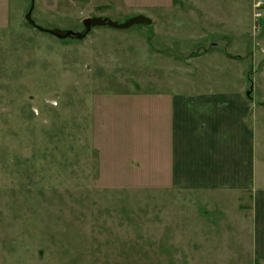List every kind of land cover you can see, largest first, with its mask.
Instances as JSON below:
<instances>
[{
    "label": "rangeland",
    "instance_id": "374dc122",
    "mask_svg": "<svg viewBox=\"0 0 264 264\" xmlns=\"http://www.w3.org/2000/svg\"><path fill=\"white\" fill-rule=\"evenodd\" d=\"M255 2L0 0V264H254L248 196L172 186L169 107L235 62L264 133Z\"/></svg>",
    "mask_w": 264,
    "mask_h": 264
},
{
    "label": "crops",
    "instance_id": "0c3cea01",
    "mask_svg": "<svg viewBox=\"0 0 264 264\" xmlns=\"http://www.w3.org/2000/svg\"><path fill=\"white\" fill-rule=\"evenodd\" d=\"M226 64L233 72L225 73L224 90L197 88L170 98V181L181 190L248 196L253 261L264 264V133L244 70L237 74L235 62Z\"/></svg>",
    "mask_w": 264,
    "mask_h": 264
},
{
    "label": "water",
    "instance_id": "95a60500",
    "mask_svg": "<svg viewBox=\"0 0 264 264\" xmlns=\"http://www.w3.org/2000/svg\"><path fill=\"white\" fill-rule=\"evenodd\" d=\"M83 23L86 27L84 32H74L71 30H67V31L56 33V35L61 38H65L70 35L77 36L78 38H84L89 33V31L93 27H96V26H109L115 29H127L136 24L146 23L148 25H151L152 19L146 15L139 14L137 16L127 19L124 22H119L109 17H89V18L84 19Z\"/></svg>",
    "mask_w": 264,
    "mask_h": 264
},
{
    "label": "built area",
    "instance_id": "2783aa9c",
    "mask_svg": "<svg viewBox=\"0 0 264 264\" xmlns=\"http://www.w3.org/2000/svg\"><path fill=\"white\" fill-rule=\"evenodd\" d=\"M256 13L255 17L257 20L264 21V0H255Z\"/></svg>",
    "mask_w": 264,
    "mask_h": 264
},
{
    "label": "trees",
    "instance_id": "16d2710c",
    "mask_svg": "<svg viewBox=\"0 0 264 264\" xmlns=\"http://www.w3.org/2000/svg\"><path fill=\"white\" fill-rule=\"evenodd\" d=\"M49 32H51V31H49ZM55 32V31H54ZM52 33V32H51Z\"/></svg>",
    "mask_w": 264,
    "mask_h": 264
}]
</instances>
